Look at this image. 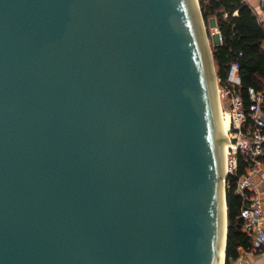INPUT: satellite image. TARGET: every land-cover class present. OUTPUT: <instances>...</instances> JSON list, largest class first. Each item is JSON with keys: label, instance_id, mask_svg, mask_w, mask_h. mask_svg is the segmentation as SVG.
<instances>
[{"label": "water", "instance_id": "water-1", "mask_svg": "<svg viewBox=\"0 0 264 264\" xmlns=\"http://www.w3.org/2000/svg\"><path fill=\"white\" fill-rule=\"evenodd\" d=\"M217 78L199 0H0V264H225Z\"/></svg>", "mask_w": 264, "mask_h": 264}, {"label": "trees", "instance_id": "trees-1", "mask_svg": "<svg viewBox=\"0 0 264 264\" xmlns=\"http://www.w3.org/2000/svg\"><path fill=\"white\" fill-rule=\"evenodd\" d=\"M205 26L212 20L220 39L212 44V55L220 84L226 81L232 62L238 64L240 84L238 94L243 110L247 113L251 103L249 89L261 92L264 110V29L259 15L247 0H199ZM209 35V32H208ZM244 172L238 164L237 174ZM227 243L225 264H231L239 256V250H255L256 247L243 232L240 217V199L235 193V177L226 178Z\"/></svg>", "mask_w": 264, "mask_h": 264}, {"label": "built area", "instance_id": "built-area-1", "mask_svg": "<svg viewBox=\"0 0 264 264\" xmlns=\"http://www.w3.org/2000/svg\"><path fill=\"white\" fill-rule=\"evenodd\" d=\"M260 20L264 29V18L260 17ZM238 68V64L232 62L226 81L221 84L225 94L230 98L233 111H231L230 136L228 137L230 146L225 172L226 178L228 176L235 177V193L240 199V217L243 219L242 230L256 248H262L264 246V206L255 176L260 171H264L263 96L261 92L250 88L249 110L247 113L243 110L242 101L237 91L240 84ZM239 162L244 166V172L238 175ZM225 187H229L226 179ZM233 264H244L240 253Z\"/></svg>", "mask_w": 264, "mask_h": 264}, {"label": "crops", "instance_id": "crops-1", "mask_svg": "<svg viewBox=\"0 0 264 264\" xmlns=\"http://www.w3.org/2000/svg\"><path fill=\"white\" fill-rule=\"evenodd\" d=\"M249 4L254 8L255 12L262 18H264V0H247ZM255 181L262 196V204L264 206V171H260L255 176ZM242 255L244 264H264V246L262 248H256L244 252L239 250Z\"/></svg>", "mask_w": 264, "mask_h": 264}, {"label": "rangeland", "instance_id": "rangeland-1", "mask_svg": "<svg viewBox=\"0 0 264 264\" xmlns=\"http://www.w3.org/2000/svg\"><path fill=\"white\" fill-rule=\"evenodd\" d=\"M215 23L212 20V22L210 21V24L205 28H206V32H207V37H208V41L210 44V48L212 46L213 43H215L216 41H219L220 35L218 32V29L214 26ZM209 32V35H208ZM218 33V34H217ZM219 78H217V90L220 94V100H219V104L222 107L223 111H228L231 114L232 111V105L230 103V98L228 95L225 94V91L223 90V86H221V84L219 83ZM233 112V111H232ZM226 190V187H225ZM233 264V261L232 263Z\"/></svg>", "mask_w": 264, "mask_h": 264}, {"label": "bare ground", "instance_id": "bare-ground-1", "mask_svg": "<svg viewBox=\"0 0 264 264\" xmlns=\"http://www.w3.org/2000/svg\"><path fill=\"white\" fill-rule=\"evenodd\" d=\"M217 96H218V102H219L220 94L218 93V90H217ZM228 111H223L222 107L219 104L218 117H219L220 127H221V131L225 137V140L227 142V145L224 148V171H226V168H227L226 158H227V154H228V148L230 146L229 141H228V137L230 136L229 130H230V126H231L230 125L231 124V114Z\"/></svg>", "mask_w": 264, "mask_h": 264}]
</instances>
